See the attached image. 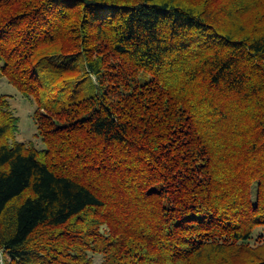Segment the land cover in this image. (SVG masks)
I'll return each instance as SVG.
<instances>
[{"label": "trees", "instance_id": "obj_1", "mask_svg": "<svg viewBox=\"0 0 264 264\" xmlns=\"http://www.w3.org/2000/svg\"><path fill=\"white\" fill-rule=\"evenodd\" d=\"M0 76V264H264V0H0Z\"/></svg>", "mask_w": 264, "mask_h": 264}, {"label": "rangeland", "instance_id": "obj_2", "mask_svg": "<svg viewBox=\"0 0 264 264\" xmlns=\"http://www.w3.org/2000/svg\"><path fill=\"white\" fill-rule=\"evenodd\" d=\"M2 94L9 96L12 109L20 119L17 141L33 145L37 149H44L45 145L38 135V126L34 118L36 103L23 96L15 86L8 83L6 78L0 76V95ZM101 261V255H94V264H100Z\"/></svg>", "mask_w": 264, "mask_h": 264}]
</instances>
